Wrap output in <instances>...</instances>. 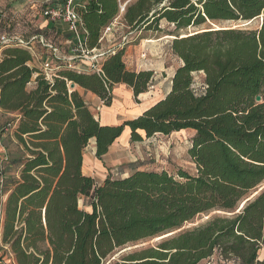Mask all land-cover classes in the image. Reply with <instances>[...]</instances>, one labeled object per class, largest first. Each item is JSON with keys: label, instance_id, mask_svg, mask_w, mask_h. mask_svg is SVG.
<instances>
[{"label": "trees", "instance_id": "obj_1", "mask_svg": "<svg viewBox=\"0 0 264 264\" xmlns=\"http://www.w3.org/2000/svg\"><path fill=\"white\" fill-rule=\"evenodd\" d=\"M126 2L118 42L101 73L61 68L50 82L31 66L27 48H4L0 108L15 116L10 126L18 149L4 166L2 244L17 264H203L215 256L225 264H264V21L258 30L212 27L264 16V0ZM74 9L83 40L94 49L120 15V0L78 1ZM34 21L0 10V26L26 40L57 36V27L40 30ZM163 22L174 30L166 33ZM144 31L174 38L171 50L182 65L171 90L139 117L102 125L77 88L111 107L114 88L126 85L140 103L155 74L129 70L125 53L132 42L121 40ZM200 73L203 82L195 78ZM126 128L131 143L194 131L188 154L196 174L133 164L127 177L109 175L99 185L83 172L86 149L95 142L103 161ZM7 166L17 169L18 179L7 182ZM81 200L90 211L80 208ZM212 212L223 214L156 247L124 254L130 244L177 232Z\"/></svg>", "mask_w": 264, "mask_h": 264}, {"label": "crops", "instance_id": "obj_2", "mask_svg": "<svg viewBox=\"0 0 264 264\" xmlns=\"http://www.w3.org/2000/svg\"><path fill=\"white\" fill-rule=\"evenodd\" d=\"M64 0H0V10H8L11 11L16 16H24L27 15L28 18L35 19V26L40 30H45L47 27V21L41 15V10L43 7L48 5L57 4L63 2ZM84 1V0H79ZM56 27V26H55ZM58 34L54 38V40L58 44H63L65 40L70 38V34L67 30L66 25H58L57 26ZM173 37L165 36L160 37L156 40H147L143 39L141 49L144 47V51L142 50H134L133 46H128L125 53V63L127 68L132 71H143V70H152L154 71V85L150 88L147 93L140 95L139 101L140 103H136L134 100L133 92L126 85H117L113 90V103L111 107H106L103 105L100 98L91 92H86L81 88H77L80 94L84 97L86 103L89 105L91 110L97 112L99 120L102 125L107 126H116L121 124L124 120H133L140 115H142L145 111L151 108L154 104L161 101L165 98V96L171 90L172 75L167 73V68L163 66L159 71L155 69H136V67H140L141 65H145L149 63V61H144L150 55H154V53H163L160 48L154 49L153 45H150L151 42L154 43H163V48L168 46L170 43L169 39ZM114 41H117L115 38ZM160 45V44H158ZM162 45V44H161ZM147 47V48H145ZM156 47V46H155ZM169 47V46H168ZM5 49L0 50V61L3 59V52ZM41 51V50H39ZM144 59V60H143ZM33 67H38L41 69V62L39 59L34 58L31 64ZM134 67V68H133ZM158 67V65H157ZM34 84L30 85V89H32ZM13 114H8L4 112L0 108V160L2 164L0 165V179L4 178V166H6V160L8 159L10 154H13L15 150L18 149V142L14 136V128L10 126V122L14 119ZM103 117V118H102ZM8 126V127H7ZM187 131H181V133H185ZM192 133H195L192 131ZM178 134V133H173ZM172 134V135H173ZM194 135V134H193ZM163 136V135H156ZM166 137V136H165ZM154 138V137H153ZM153 138L146 139L145 141L149 142ZM142 142L140 144H145L146 142ZM130 147V129L126 128L122 137H120L114 145L110 148L109 153L104 157L103 161H100L96 158V146L95 142L86 149L84 156V166L83 172L85 175L93 177L97 180L98 184L101 185L107 176L111 175L110 172L106 169L107 167H115L116 165L121 164V160H119V156L123 153V150ZM137 147V146H136ZM110 162V164H109ZM130 173V170L123 173V177H127ZM112 176V175H111ZM113 177V176H112ZM5 178L7 182H11L12 179L19 178V172L16 168L7 166V171L5 172ZM8 199V194H5L2 189H0V242L1 235L3 230V222H4V209ZM81 208V207H80Z\"/></svg>", "mask_w": 264, "mask_h": 264}, {"label": "rangeland", "instance_id": "obj_3", "mask_svg": "<svg viewBox=\"0 0 264 264\" xmlns=\"http://www.w3.org/2000/svg\"><path fill=\"white\" fill-rule=\"evenodd\" d=\"M132 1V0H129ZM264 21V16L257 18L251 22H221L218 24H212L214 28H232V29H245V30H258L260 29L262 23ZM32 26V25H31ZM163 30L168 33L174 30V27L169 26L166 22L162 23ZM205 28V27H204ZM4 27L0 26V32L4 31ZM31 31L34 29L29 28ZM28 29V30H29ZM25 31V30H24ZM30 30L26 33L25 37H29L31 35ZM128 31V30H126ZM138 36H141L143 39L147 40H156L160 37H163V34L154 33L150 31H144L141 35L136 32L129 38V41L132 42L130 46L134 47V50H142L144 51V47L141 49L143 42L142 39H138ZM174 38L169 39L170 43L168 46L163 48V43H154L151 42L150 45H153L154 49L160 48L163 50V53H154V55H150L144 61H149L145 66L144 64L140 67H136V69H155L160 73V69L165 66L167 68V73L172 75L176 71L178 67L182 65V62L172 53L171 43ZM118 41H114V39H108L104 42V48L108 49ZM160 44V45H158ZM162 44V45H161ZM156 46V47H155ZM147 48V47H145ZM158 65V67H157ZM134 68V67H133ZM132 70V68H130ZM195 78L198 82H203L204 75L202 73L196 74ZM135 101V100H133ZM97 112H94L97 115ZM99 119V117L97 116ZM103 118V117H102ZM126 121V120H124ZM122 121L121 124L124 122ZM195 133L191 131H187L185 133L179 132L178 134H173L170 136H155L151 141L145 144L140 143H131L130 147L123 150V153L120 154L119 160H121L120 165H116L115 167H107L106 169L110 172V174L115 178H123V173L130 170L131 166L134 164L138 166L141 170H149V171H168L169 173H175L178 169H183L188 171L191 174H196V166L193 163L192 159L188 154V149L191 145L192 137ZM92 142L90 143V145ZM89 145V146H90ZM137 146V147H136ZM110 164V162H109ZM264 187V185L262 186ZM80 207L82 209L91 210L90 208L85 207L84 200L80 201ZM221 216L218 212H212L210 214H203L195 218L192 222L187 223L180 232H185L188 230H193L197 227L205 225L214 217ZM178 232V231H177ZM179 234V233H177ZM161 238L148 239L145 241H141L136 244H130L123 251H127L124 254L129 252H134L142 249L156 247L160 243ZM120 253L117 254L112 260L119 259ZM260 261H264V250L260 252ZM203 264H225L224 261H221L218 256H215L211 260H207L203 262Z\"/></svg>", "mask_w": 264, "mask_h": 264}, {"label": "built area", "instance_id": "obj_4", "mask_svg": "<svg viewBox=\"0 0 264 264\" xmlns=\"http://www.w3.org/2000/svg\"><path fill=\"white\" fill-rule=\"evenodd\" d=\"M78 1L64 0L41 10L42 17L47 21V27L53 28L61 24L67 26L70 38L63 44H58L53 38H47L44 35L33 36L26 40L19 33L4 29L0 32V50L12 46L27 48L33 59L40 60L42 73L50 82L53 81L61 68L78 73H101L105 59L114 52L112 47L105 49L103 44L108 39H115L118 31L123 27L121 16L125 12L128 2L122 4L120 0V15L104 30L100 41L101 47L90 49L82 38L81 17L74 9L75 3ZM128 40V36H124L121 42L126 43ZM3 185L4 178L2 177L0 189ZM0 264H17L10 248L2 242H0Z\"/></svg>", "mask_w": 264, "mask_h": 264}, {"label": "water", "instance_id": "obj_5", "mask_svg": "<svg viewBox=\"0 0 264 264\" xmlns=\"http://www.w3.org/2000/svg\"><path fill=\"white\" fill-rule=\"evenodd\" d=\"M72 87H74V86H72ZM257 101L260 102V101H261V97H258V98H257ZM218 213H219V214H223L222 212H218ZM180 231H181V230H180ZM180 231H178V232H174V233H171V234H168V235H166V236H163V237H161L160 240H163V239H166V238L172 237V236L176 235L177 233H179Z\"/></svg>", "mask_w": 264, "mask_h": 264}]
</instances>
